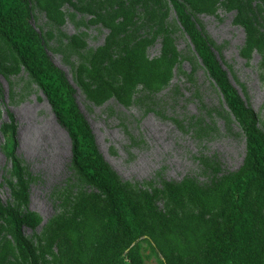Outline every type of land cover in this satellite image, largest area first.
<instances>
[{
  "label": "rangeland",
  "instance_id": "1",
  "mask_svg": "<svg viewBox=\"0 0 264 264\" xmlns=\"http://www.w3.org/2000/svg\"><path fill=\"white\" fill-rule=\"evenodd\" d=\"M187 10L206 36L232 86L257 118L264 134V47L250 43L236 10L226 0L208 2L209 10ZM75 0H30V22L40 33L51 60L73 86L76 103L85 117L98 151L122 183L134 189H160L165 182L200 185L211 173L199 157L215 160L219 174L237 171L245 159V137L228 112L214 82L192 51L187 36L177 29L176 47L183 60L166 83H135L124 100L114 94L97 98L88 72L95 52L103 46L109 27ZM169 18L174 20L170 10ZM264 30V23H262ZM157 38L146 49L157 57ZM193 57V58H192ZM0 200L22 208L12 194L14 177L3 151L1 124L14 117L16 147L27 181L26 207L39 218L35 228L21 229L37 248L38 264H86L101 244V233L77 239L67 226L74 219V199L89 188L71 165V140L54 116L30 73L0 39ZM154 129L155 139L143 124ZM37 138V139H36ZM156 204L163 208L165 196ZM264 215V208H263ZM215 204L185 196L173 231L140 238L143 264H203ZM78 220V219H74ZM0 264H18L10 235L0 226Z\"/></svg>",
  "mask_w": 264,
  "mask_h": 264
},
{
  "label": "trees",
  "instance_id": "2",
  "mask_svg": "<svg viewBox=\"0 0 264 264\" xmlns=\"http://www.w3.org/2000/svg\"><path fill=\"white\" fill-rule=\"evenodd\" d=\"M56 2L57 0H51ZM185 0L193 9L209 10L208 2ZM236 10L250 43L264 47V0H226ZM74 5L91 11L110 31L93 55L88 72L90 90L97 98L114 94L124 100L137 82L146 86L166 83L183 57L174 33L180 29L192 51L220 92L230 115L245 137V159L232 173L219 174L215 160L199 157L211 173L200 185L165 182L160 189H134L122 183L98 151L93 133L81 113L75 90L65 72L50 58L40 33L30 22V0H0V39L8 51L36 81L58 122L71 140V165L89 188L71 206L74 219L67 222L77 239L101 233V244L87 264H143L140 238L173 231L175 216L185 196L215 204L203 264H264V134L257 127L254 111L230 83L206 36L181 0H75ZM170 10L174 20L169 18ZM160 38L157 57L147 58L146 49ZM193 58V57H192ZM1 90V87H0ZM3 151L14 177L12 194L22 208L0 200V226L10 235L18 264H38L37 248L24 236L21 226L35 228L37 215L26 207L27 181L15 154L14 117L1 124ZM165 196L159 208L157 199ZM181 259L171 255V264ZM82 264H86L83 261Z\"/></svg>",
  "mask_w": 264,
  "mask_h": 264
},
{
  "label": "bare ground",
  "instance_id": "3",
  "mask_svg": "<svg viewBox=\"0 0 264 264\" xmlns=\"http://www.w3.org/2000/svg\"><path fill=\"white\" fill-rule=\"evenodd\" d=\"M145 128H148L147 130V135L150 137H152L153 136V138L155 139V137L157 138V136L155 135V131H154V129H152V128H150V125L149 124H147V123H144L143 124V129H145ZM37 139V138H36ZM158 139V138H157Z\"/></svg>",
  "mask_w": 264,
  "mask_h": 264
}]
</instances>
